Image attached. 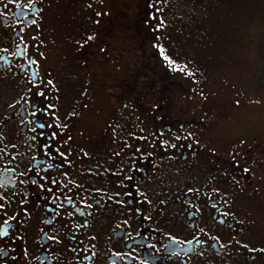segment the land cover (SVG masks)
<instances>
[{"label": "flooded vegetation", "instance_id": "af4514ba", "mask_svg": "<svg viewBox=\"0 0 264 264\" xmlns=\"http://www.w3.org/2000/svg\"><path fill=\"white\" fill-rule=\"evenodd\" d=\"M60 1L55 40L57 0H0V264H264L263 132L218 135L172 0Z\"/></svg>", "mask_w": 264, "mask_h": 264}, {"label": "rangeland", "instance_id": "374dc122", "mask_svg": "<svg viewBox=\"0 0 264 264\" xmlns=\"http://www.w3.org/2000/svg\"><path fill=\"white\" fill-rule=\"evenodd\" d=\"M57 3L49 7L55 40L63 32L60 22L68 13L63 9L66 3ZM162 33L175 53L177 67L181 64L196 78H204V90L196 88V92L216 101L220 97L224 107L233 104L229 114L219 117L218 135L237 139L264 135V0H172ZM114 52L111 55L120 54ZM119 81L114 75L109 83ZM256 139L262 140H252Z\"/></svg>", "mask_w": 264, "mask_h": 264}, {"label": "snow or ice", "instance_id": "6c2138e0", "mask_svg": "<svg viewBox=\"0 0 264 264\" xmlns=\"http://www.w3.org/2000/svg\"><path fill=\"white\" fill-rule=\"evenodd\" d=\"M89 39H91V37H89ZM245 171H247V170H245Z\"/></svg>", "mask_w": 264, "mask_h": 264}]
</instances>
